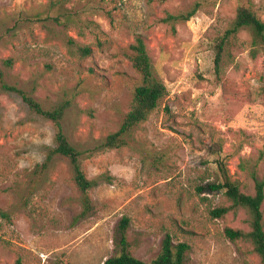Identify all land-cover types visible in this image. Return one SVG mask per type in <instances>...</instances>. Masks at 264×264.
<instances>
[{
	"label": "rangeland",
	"instance_id": "374dc122",
	"mask_svg": "<svg viewBox=\"0 0 264 264\" xmlns=\"http://www.w3.org/2000/svg\"><path fill=\"white\" fill-rule=\"evenodd\" d=\"M196 3L189 21H162ZM241 6L264 22V0H0V60L14 61L6 80L46 110L68 103L64 132L87 179H98L90 213L76 221L81 194L67 160L42 169L52 124L0 94V264H103L120 250L122 218L129 253L145 262L169 235L189 246L184 264H261L250 242L225 235L249 231L248 212L213 218L230 201L207 190L222 182L219 162L244 194L253 175L264 181V56L250 57L242 30L215 67ZM138 35L167 93L127 146L100 149L140 85L130 61Z\"/></svg>",
	"mask_w": 264,
	"mask_h": 264
},
{
	"label": "trees",
	"instance_id": "16d2710c",
	"mask_svg": "<svg viewBox=\"0 0 264 264\" xmlns=\"http://www.w3.org/2000/svg\"><path fill=\"white\" fill-rule=\"evenodd\" d=\"M165 2L168 0H160ZM200 5L193 7L184 14L167 15L162 21L174 24L176 22L189 21L198 11ZM246 30L250 35L249 55L252 59L264 56V22L254 12L241 6L238 8L235 18L229 28L225 30L216 44L215 67L219 68L222 63L224 48L229 39ZM132 52L131 65L140 78V85L136 87L132 104L121 119L118 129L109 134L100 144V149H118L128 145L131 131L146 122L149 115L158 107V103L165 97L167 91L164 84L159 80L157 72L152 64L150 53L142 36L135 37L130 45ZM82 56L90 54L89 48L79 49ZM14 61L11 58L0 60V94L13 93L18 95L30 111L50 122L54 129V146L47 152L45 162L42 166L47 168L54 157L60 156L67 160L73 171L74 182L81 194L82 211L77 215L76 221L86 217L91 211V200L89 192L97 186L98 179H87L81 169L80 159L82 152L72 145L67 138L63 119L68 108V103L58 105L53 109H44L34 98L31 92L23 90L6 80V71L11 69ZM222 182L219 184H208L207 190L211 192L223 191L225 197L230 201L229 206L221 207L211 211L213 218H222L231 211L239 209L246 210L249 214V231L226 228L225 235L231 241L250 242L253 252L259 257L260 263L264 264V224L262 204L264 202V181L253 175L254 193L247 195L241 192L239 185L231 179L229 170L221 162L218 163ZM129 220L122 218L118 234L120 236L119 252L108 258L103 264H184L185 255L189 246L185 243L173 244L169 235L162 241L161 249L155 259L145 262L133 257L128 250L126 230ZM15 264H21L18 260Z\"/></svg>",
	"mask_w": 264,
	"mask_h": 264
}]
</instances>
